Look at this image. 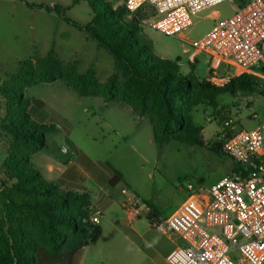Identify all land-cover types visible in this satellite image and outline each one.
Masks as SVG:
<instances>
[{
    "label": "rangeland",
    "instance_id": "rangeland-1",
    "mask_svg": "<svg viewBox=\"0 0 264 264\" xmlns=\"http://www.w3.org/2000/svg\"><path fill=\"white\" fill-rule=\"evenodd\" d=\"M27 2L59 4L81 24L89 23L92 18L87 1L74 4L73 0H0V85L18 71L24 59H35L51 48L60 60L76 61L79 71L93 67L101 82L115 72L113 56L86 31L64 20L56 11L30 6ZM121 3L118 0L116 5ZM232 12L229 2L209 6L194 17V23L182 36L165 34L149 26L151 12L139 13L137 17L154 53L173 60L180 57L183 74L191 70L189 61L196 60L193 74L205 79L211 69L233 76L234 68L212 52L192 46L189 39L200 37L215 20ZM24 93L31 102L30 118L54 126V130L46 133V147L31 156L32 166L44 175L48 161L60 165L71 159L80 165L82 180L91 193L98 184L109 185L108 179L115 169L122 176L116 184L119 194L121 187L128 185L157 210L158 218L151 208V212L143 213L130 224L120 203L106 199L103 208L100 207L101 237L89 243L74 264H166L163 256L169 253L172 243L152 223L159 221V216L164 219L185 200L188 182L196 184L202 179L204 185L210 186L236 165L230 156L209 147L173 139L159 145L147 116L135 114L124 102L78 95L61 79L28 86ZM7 115V100L0 92V168L13 141L11 132L3 126ZM192 117L203 128L204 140L213 143L219 140L218 133L226 121L234 129L256 126L264 117V94L223 92L218 96L217 107L199 104L194 106ZM72 144L81 148L84 155L76 157L70 150ZM63 146L69 151L63 152ZM144 239L154 245L156 252H149ZM137 245L145 252H139Z\"/></svg>",
    "mask_w": 264,
    "mask_h": 264
},
{
    "label": "trees",
    "instance_id": "trees-1",
    "mask_svg": "<svg viewBox=\"0 0 264 264\" xmlns=\"http://www.w3.org/2000/svg\"><path fill=\"white\" fill-rule=\"evenodd\" d=\"M81 1H87L92 10L87 24L69 17L59 4H27L56 11L64 20L86 31L113 56L115 72L101 82L93 67L79 71L76 61L60 60L51 48L35 59H24L18 71L0 85L8 113L3 126L13 137L11 150L0 168V264H74L76 253L98 241L102 234L101 225L90 220L91 194L87 189L65 188L46 179L31 165V156L46 147V133L54 130V126L30 118L31 102L25 97L26 87L61 79L78 95L124 102L135 114L147 116L159 145L173 139L209 147L218 153H224L221 143L206 142L202 127L194 123V106L207 103L217 107L218 96L223 92L264 94V88L248 72L215 85L208 78L199 79L193 74L197 62L194 60L189 61L190 72L183 74L180 57L163 58L151 50V41L142 33L140 18L137 14L130 15L123 3L116 5L118 0H73V3ZM112 171L110 183L114 184L122 176L117 170ZM147 204L151 212L152 207ZM152 209L158 218L157 210Z\"/></svg>",
    "mask_w": 264,
    "mask_h": 264
},
{
    "label": "built area",
    "instance_id": "built-area-1",
    "mask_svg": "<svg viewBox=\"0 0 264 264\" xmlns=\"http://www.w3.org/2000/svg\"><path fill=\"white\" fill-rule=\"evenodd\" d=\"M238 1V0H237ZM122 0L130 15L151 12L148 25L169 35L182 36L205 8L229 2L233 12L214 21L196 39L197 49L212 52L234 68L233 76L211 70L208 79L223 85L242 72L264 88V0ZM141 21V20H140ZM222 151L237 169L214 184L188 182L187 196L167 217L152 223L184 243L167 254L169 264H264V117L256 126L234 129L226 121L218 133ZM63 152H68L66 146ZM119 203L130 224L148 212V204L128 185ZM101 211L90 220L99 224Z\"/></svg>",
    "mask_w": 264,
    "mask_h": 264
},
{
    "label": "crops",
    "instance_id": "crops-1",
    "mask_svg": "<svg viewBox=\"0 0 264 264\" xmlns=\"http://www.w3.org/2000/svg\"><path fill=\"white\" fill-rule=\"evenodd\" d=\"M190 26L188 29H190ZM202 130H203V128H202ZM72 145L73 146L70 147V150L72 151V153L76 157H81V155H84V151H82L81 148H79L75 144H72ZM85 157L89 158L87 155H85ZM54 163H55L54 161L53 162L48 161L46 163V167H45L46 173H44V175L43 174L42 175L46 179L58 182L61 186L65 187V188H73V189H79V190L87 189L91 194V205H90L91 210L101 211L100 207L103 208V206H104L103 202L106 199H110L112 201L116 200L119 204L120 194H119L118 189L116 188L117 183H114V184L110 183V179L112 178L113 174H111L109 179H108L109 185H107V184L99 185L98 184L97 189H95L91 193V190L89 189V187L84 185V181L82 180L83 177L81 174L82 171H80V169H79L80 165H78L77 162H75L71 159H67L66 161H64V163H61L60 165L59 164L56 165ZM236 169H237V164L230 170V173ZM92 195H93V197H92ZM119 206H120V204H119ZM159 218L162 219L160 216H159ZM100 223H101V219H100ZM166 235H167V238L172 243V246L167 250V252H170L175 246L182 245L184 243L182 238L176 234H166ZM144 242H145V244H148L149 252H156V249L152 243L147 241V239H144ZM87 246H88V244L76 253L74 262L77 261L78 254L80 252L84 251V249H86ZM137 247H138L139 252H145L142 250L141 245H137ZM163 261L166 264H169L167 262V253L163 256Z\"/></svg>",
    "mask_w": 264,
    "mask_h": 264
}]
</instances>
